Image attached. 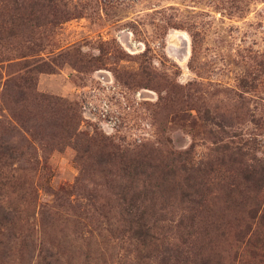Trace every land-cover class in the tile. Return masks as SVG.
<instances>
[{
	"label": "rangeland",
	"instance_id": "obj_1",
	"mask_svg": "<svg viewBox=\"0 0 264 264\" xmlns=\"http://www.w3.org/2000/svg\"><path fill=\"white\" fill-rule=\"evenodd\" d=\"M0 138V264L134 263L150 202V264H264V0H0Z\"/></svg>",
	"mask_w": 264,
	"mask_h": 264
},
{
	"label": "trees",
	"instance_id": "obj_2",
	"mask_svg": "<svg viewBox=\"0 0 264 264\" xmlns=\"http://www.w3.org/2000/svg\"><path fill=\"white\" fill-rule=\"evenodd\" d=\"M10 157H12L10 139L0 138V238L6 236L3 233L5 229L10 232ZM262 173L264 174V168H262ZM245 180L250 182L246 177ZM193 185L196 186L197 183H194ZM142 206H144V208L140 213L136 215L129 214L127 217H123V223L125 226L124 232L129 233L130 239L134 241V250L137 256L136 262L127 263L126 260L124 262L117 261L114 263H108L105 260L106 254L99 252L96 257H93L92 253L93 258H85L81 264H150L159 258V255L157 256L158 253L165 256L163 257V263L166 262L164 260L168 261L170 255L167 254H171L172 251H170L169 248L163 250L164 245L162 239L157 233L158 224L165 220L162 215L164 209L161 210L159 207V209L156 210L154 202L146 203V205L143 203ZM46 207L51 206L46 205ZM54 215L55 213L51 208H46V212L42 214V218L45 221L44 223L49 224L48 218L50 217L52 222ZM27 237L34 238V234L29 233ZM8 239H10V236ZM49 239V245L40 248L42 251L38 254V257H40L39 263L64 264L63 261L60 263V259L64 258L66 264H73L72 262L74 258L68 256V251L66 249L59 250L55 246L58 237L51 235ZM30 241H32V239ZM1 244L0 241V246ZM32 246L33 244H26V242L22 245V247L27 248Z\"/></svg>",
	"mask_w": 264,
	"mask_h": 264
}]
</instances>
